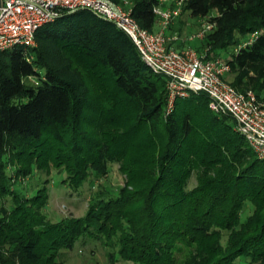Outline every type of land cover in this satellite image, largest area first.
I'll return each mask as SVG.
<instances>
[{"label": "trees", "instance_id": "trees-1", "mask_svg": "<svg viewBox=\"0 0 264 264\" xmlns=\"http://www.w3.org/2000/svg\"><path fill=\"white\" fill-rule=\"evenodd\" d=\"M125 1L154 31L159 0ZM186 12L214 24L205 58L227 63L237 74L223 79L260 99L264 0H188ZM35 42L0 52V264H61V251L84 237L110 247L112 264H264V161L229 115L214 114L204 93L177 99L166 115V79L88 11L43 26ZM112 164L123 184L92 194L78 218L50 222L44 187L33 196L14 187L55 170L77 189Z\"/></svg>", "mask_w": 264, "mask_h": 264}, {"label": "built area", "instance_id": "built-area-1", "mask_svg": "<svg viewBox=\"0 0 264 264\" xmlns=\"http://www.w3.org/2000/svg\"><path fill=\"white\" fill-rule=\"evenodd\" d=\"M186 1L159 0L153 8L158 29L149 31L132 17L125 0L123 6L111 0H1L0 52L34 48L35 34L40 28L66 14L88 11L127 35L145 64L166 79V115L173 112L177 99L204 93L209 98L210 110L216 115H229L234 120V130L264 161V94L259 99L252 91H237L223 79L230 67L219 58L206 59L191 48L166 47L165 30L180 16ZM202 21L201 29L189 40H201L212 30L213 23ZM259 34L261 31L252 33L241 46L251 44Z\"/></svg>", "mask_w": 264, "mask_h": 264}, {"label": "rangeland", "instance_id": "rangeland-1", "mask_svg": "<svg viewBox=\"0 0 264 264\" xmlns=\"http://www.w3.org/2000/svg\"><path fill=\"white\" fill-rule=\"evenodd\" d=\"M118 1V4L123 6L124 0ZM215 14V11L211 13V15ZM181 17L182 20L184 19V22L183 27L179 31L174 32L173 29H170L177 19L165 30V36L168 38L167 43H170L171 46V42L180 41L189 46L186 48L193 49L198 55H204L202 39L189 40L192 35L201 29L203 21L192 18L187 12L181 14ZM194 41H198V44H196L197 42L194 43ZM193 43L194 45H192ZM236 74V72H230L229 70L225 74V77L228 81H233ZM8 171L11 170L8 169ZM64 176L65 174L63 172H57L55 170H52L49 175L36 171L32 176L20 178L14 187L16 190L24 192L27 196L35 195L39 188L44 187L48 195V202L44 212L50 222H56L62 218L82 217L87 211L92 194L104 193L105 191H108L110 194H115L116 190L123 184V175L119 172L117 164L110 165L108 173L103 178L97 181H93L90 178L82 187L77 189H70L63 185L61 181L64 179ZM194 184L195 180L192 178L190 180V187L194 186ZM5 201L8 202V200ZM5 201L4 204L8 205L9 202L6 203ZM250 212L251 207L247 206L242 213V218ZM110 251H112L110 247L102 245L90 237H84L74 243L72 249L61 251L60 262L61 264H112L108 259V253ZM116 264L126 263L118 261Z\"/></svg>", "mask_w": 264, "mask_h": 264}, {"label": "crops", "instance_id": "crops-1", "mask_svg": "<svg viewBox=\"0 0 264 264\" xmlns=\"http://www.w3.org/2000/svg\"><path fill=\"white\" fill-rule=\"evenodd\" d=\"M183 22L184 19L182 20V17L177 19L173 25H172V29L174 30V32H177L181 29V27H183ZM158 29V26L156 25V27L154 28V31H156ZM197 42V43H196ZM194 43L198 44V41H194ZM194 43L192 45H194ZM187 44V43H186ZM188 45H185V43H181L180 41H175V42H171V46L174 49H178V50H182L185 49ZM191 46V45H190ZM189 47V46H188Z\"/></svg>", "mask_w": 264, "mask_h": 264}, {"label": "water", "instance_id": "water-1", "mask_svg": "<svg viewBox=\"0 0 264 264\" xmlns=\"http://www.w3.org/2000/svg\"><path fill=\"white\" fill-rule=\"evenodd\" d=\"M0 5H1V0H0Z\"/></svg>", "mask_w": 264, "mask_h": 264}]
</instances>
